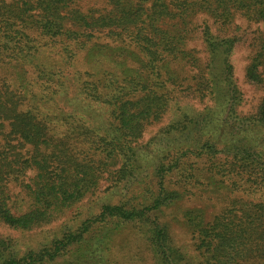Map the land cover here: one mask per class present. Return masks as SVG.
Wrapping results in <instances>:
<instances>
[{
  "label": "trees",
  "instance_id": "16d2710c",
  "mask_svg": "<svg viewBox=\"0 0 264 264\" xmlns=\"http://www.w3.org/2000/svg\"><path fill=\"white\" fill-rule=\"evenodd\" d=\"M244 44L245 78L264 88V0H0V223L31 231L110 181L97 212L37 246L0 233V264H73L75 248L98 264L94 226L150 216L164 264H264V95L242 109L232 56ZM195 98L202 108L181 105ZM214 181L253 196L211 220L183 212L200 240L194 259L164 244L158 218Z\"/></svg>",
  "mask_w": 264,
  "mask_h": 264
},
{
  "label": "rangeland",
  "instance_id": "374dc122",
  "mask_svg": "<svg viewBox=\"0 0 264 264\" xmlns=\"http://www.w3.org/2000/svg\"><path fill=\"white\" fill-rule=\"evenodd\" d=\"M71 27V24H67ZM73 27V26H72ZM74 28V27H73ZM200 41L195 40V44L199 45ZM232 61L235 63L236 69L234 74L237 82L244 92V105L242 109L246 112H251L255 109L260 98L264 95V88L253 85L245 78V68L249 62V49L246 44L237 48ZM188 102V101H187ZM181 102L182 106L189 105L190 108L200 109L203 107L202 102L195 98L191 99L188 103ZM167 122V118L153 123L149 122L145 126L144 132L141 137V142H146L154 137L159 129ZM151 123V124H150ZM26 147V146H25ZM22 148L19 146L21 152H25L28 147ZM193 162L195 174L199 175L201 179L207 181L206 177L202 174L200 168L204 165V160L191 158L188 160ZM197 169V170H196ZM219 178V177H218ZM231 183L221 185L219 182H213L214 186L200 185L199 188H194V194H187L179 200L172 208L159 215L158 221L162 223L160 226H167L168 238L170 246L182 249L189 257L196 259L197 255L200 256V249L197 244L200 242L195 233L191 230V225L187 218L184 217L183 212L188 209H200L204 214L206 220H211L216 214L226 212L229 208V202L232 198L236 200H245L253 195L233 191L230 187ZM110 185V181L102 179L98 191L94 195L85 197L80 202L67 208L62 213L58 214L51 222L42 226L35 227L31 231H15L7 225L0 223V233L3 236H9L28 244L37 246V243L48 240L53 233L60 234L62 228L66 225L81 222L86 218L90 212H97V204L101 198L106 194V188ZM147 189L146 185L138 186L134 191V198L132 191L129 193V199L140 200L144 195L143 192ZM231 190V191H230ZM107 195V194H106ZM260 192L254 194L255 199H258ZM124 197L122 193L117 195V198ZM115 198V197H114ZM29 200L27 194L17 185H13L11 191V203L20 210H25ZM108 222L94 226L92 232L89 233L93 238L91 243H97V238H104L100 241V249L94 257L98 259V264H164L163 257L158 254L156 247L158 242L162 241L158 238L157 222H154V216H150L147 220L134 223H126L119 226L116 222ZM99 225V224H97ZM119 227V228H118ZM96 239V240H95ZM78 249V250H77ZM100 252V253H99ZM71 257L78 256L74 259L73 264H90L88 257L83 255L82 248H75L70 252ZM99 257H102L101 260ZM201 257V256H200ZM70 258V256H69ZM87 259V260H86ZM44 264H69L66 258H58L54 261L45 262Z\"/></svg>",
  "mask_w": 264,
  "mask_h": 264
}]
</instances>
